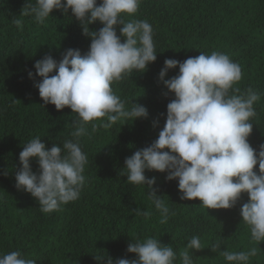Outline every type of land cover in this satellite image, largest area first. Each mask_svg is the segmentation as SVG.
I'll return each mask as SVG.
<instances>
[{"label": "trees", "instance_id": "trees-1", "mask_svg": "<svg viewBox=\"0 0 264 264\" xmlns=\"http://www.w3.org/2000/svg\"><path fill=\"white\" fill-rule=\"evenodd\" d=\"M25 3L0 0V254L20 251L37 264H107L108 257L136 259L127 252L129 243L152 237L171 245L177 253L175 264H180L179 254L191 237L198 236L202 247L193 251V264H226L218 251H212L217 242L220 251L256 247L260 250L249 264H264V242L252 240L240 216L249 200L246 193L231 209H206L199 200H181L178 181H167V173L146 170V178L155 177L153 187L170 209L168 222L162 224L148 186L127 183L124 169L126 158L158 138L167 104L175 99L158 79L166 59L184 62L213 51L229 55L242 69V79L233 87L240 93L252 88L260 94L248 142L257 151L264 144V0H142L134 16L125 15V22L150 23L157 59L146 72H134L112 87L126 108L132 103L145 106L148 119L120 121L95 132L89 125L88 134L79 138L88 157L80 197L50 214L42 213L30 194L16 188L19 154L37 136L49 149L53 144L62 147L73 139L76 114L44 105L34 87L40 80L34 65L46 55L59 62L69 48L86 54L91 40L82 34L71 11L66 16L54 10L37 24L20 16ZM15 19L23 21L22 28L13 23ZM101 27L99 22L89 25L90 31ZM178 73V67L169 70L165 79ZM30 163L38 174L37 160ZM254 171L258 174V165ZM136 209L150 215H138Z\"/></svg>", "mask_w": 264, "mask_h": 264}, {"label": "clouds", "instance_id": "clouds-1", "mask_svg": "<svg viewBox=\"0 0 264 264\" xmlns=\"http://www.w3.org/2000/svg\"><path fill=\"white\" fill-rule=\"evenodd\" d=\"M141 2L26 0L21 10L20 16L31 17L37 24H43L54 10L66 16L71 11L82 34L91 40L86 54L69 48L59 62L46 55L34 65L40 78L34 87L44 105H54L57 111L69 108L76 114L72 122L73 139L65 140L62 147L53 144L49 149L37 136L19 154L21 167L15 173V186L30 194L42 213L58 211L79 199L88 162L79 138L88 134L89 125L95 132L98 127L110 129L120 121L148 119L145 106L132 103L126 108L112 87L134 72H146L148 65L157 59L150 23L123 19L125 15L134 16ZM96 22L102 27L90 31L89 25ZM13 23L22 28L21 19ZM177 67L178 75L165 79L169 70ZM28 76L32 78L33 73L29 71ZM158 79L175 99L167 104L166 121L158 138L126 158L127 183L148 186L149 198L160 213L162 224L168 222L170 209L153 187L155 177L146 178V170L167 173V181H178L181 200H199L206 209H231L246 193L249 200L240 209L242 222L249 227L253 241L264 242V144L257 151L248 142L253 131L251 121L256 115L254 104L260 100V94L252 88L243 93L234 88L242 79L241 66L229 55L217 51L210 55L200 53L184 62L166 59ZM157 126L158 121H154L153 127ZM33 159L38 162V174L32 171ZM257 165L258 174L254 171ZM135 211L145 217L150 215ZM201 247L200 238L191 237L179 254L180 264H193L192 253ZM220 249L217 242L212 251H218L226 264H249L260 250ZM127 252L135 254L136 259L113 261L108 257L107 264H175L177 260L171 245H163L152 237L131 241ZM0 264L37 262L20 251H12L0 254Z\"/></svg>", "mask_w": 264, "mask_h": 264}, {"label": "bare ground", "instance_id": "bare-ground-1", "mask_svg": "<svg viewBox=\"0 0 264 264\" xmlns=\"http://www.w3.org/2000/svg\"><path fill=\"white\" fill-rule=\"evenodd\" d=\"M49 29V28H48Z\"/></svg>", "mask_w": 264, "mask_h": 264}]
</instances>
